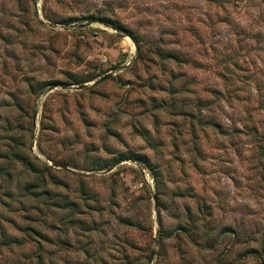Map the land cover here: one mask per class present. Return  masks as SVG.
I'll list each match as a JSON object with an SVG mask.
<instances>
[{"label": "rangeland", "instance_id": "rangeland-1", "mask_svg": "<svg viewBox=\"0 0 264 264\" xmlns=\"http://www.w3.org/2000/svg\"><path fill=\"white\" fill-rule=\"evenodd\" d=\"M0 264H264V0H0Z\"/></svg>", "mask_w": 264, "mask_h": 264}]
</instances>
